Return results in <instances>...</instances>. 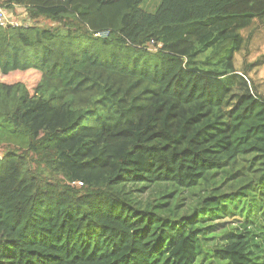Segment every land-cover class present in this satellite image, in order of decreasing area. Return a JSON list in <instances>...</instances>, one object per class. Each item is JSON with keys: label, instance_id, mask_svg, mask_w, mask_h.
<instances>
[{"label": "trees", "instance_id": "16d2710c", "mask_svg": "<svg viewBox=\"0 0 264 264\" xmlns=\"http://www.w3.org/2000/svg\"><path fill=\"white\" fill-rule=\"evenodd\" d=\"M146 1L15 0L59 26L0 28V264H196L219 213L241 219L215 258L264 264V95L190 61L198 43L231 69L264 0ZM89 70L144 90L130 119L64 102Z\"/></svg>", "mask_w": 264, "mask_h": 264}, {"label": "rangeland", "instance_id": "374dc122", "mask_svg": "<svg viewBox=\"0 0 264 264\" xmlns=\"http://www.w3.org/2000/svg\"><path fill=\"white\" fill-rule=\"evenodd\" d=\"M158 4L159 0H147L143 9L146 12H154L159 6ZM0 6L14 12L17 18L25 20L30 27L53 29L59 26L45 18L32 19L27 9L17 5L15 0H0ZM243 23L245 25L242 28L235 30V33L239 35L240 46L230 62L231 69L226 66V63H221L218 60L213 61L214 63L211 65L208 64L213 49L204 51L198 43H194L193 53L197 54L190 61L194 66L204 70L233 71L242 75L248 79L250 84L256 85L259 93L264 95V18L248 19L241 22V25ZM60 28L62 30L63 27L60 26ZM84 84L85 90L68 95L64 102L69 103L74 109L91 111V124L95 125L108 126L126 122L131 116L128 111L130 107L144 97V90L132 82L97 70L86 72ZM0 145V159L5 151L15 150L13 145L7 142ZM32 168L37 174L49 176L47 171L36 168L35 164L32 165ZM184 197L185 200L182 201L184 205L200 198L191 196L188 192H185ZM243 214L246 216L245 212ZM234 215L212 214L211 217L199 224V227L205 229L206 234L203 237V252L196 264H227L216 259L214 252L226 244L227 235L234 227L238 226L236 219L241 218Z\"/></svg>", "mask_w": 264, "mask_h": 264}, {"label": "built area", "instance_id": "2783aa9c", "mask_svg": "<svg viewBox=\"0 0 264 264\" xmlns=\"http://www.w3.org/2000/svg\"><path fill=\"white\" fill-rule=\"evenodd\" d=\"M58 2H66L67 0H56ZM28 21L30 19H27ZM30 26L27 25L25 20L19 19L15 16V13L7 10L4 7L0 6V28H28ZM110 36V32H99L95 33L94 37L99 39H107ZM161 45H158V47H155V43L151 41L149 43V48L151 51H157L158 48H161Z\"/></svg>", "mask_w": 264, "mask_h": 264}]
</instances>
